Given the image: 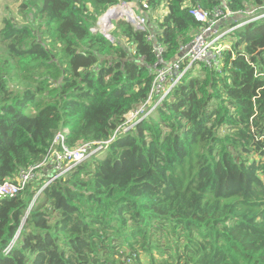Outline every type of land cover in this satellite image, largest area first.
Instances as JSON below:
<instances>
[{
    "label": "trees",
    "instance_id": "1",
    "mask_svg": "<svg viewBox=\"0 0 264 264\" xmlns=\"http://www.w3.org/2000/svg\"><path fill=\"white\" fill-rule=\"evenodd\" d=\"M122 1L166 9L148 28L168 62L201 29L189 8L217 3L21 0L26 25L0 19V183L57 132L68 148L108 140L145 102L158 60L148 33L116 22L112 43L90 31ZM248 3L264 11L228 7ZM224 42L220 72L187 71L155 116L49 183L24 221L44 178L0 197V264H264V15Z\"/></svg>",
    "mask_w": 264,
    "mask_h": 264
},
{
    "label": "built area",
    "instance_id": "2",
    "mask_svg": "<svg viewBox=\"0 0 264 264\" xmlns=\"http://www.w3.org/2000/svg\"><path fill=\"white\" fill-rule=\"evenodd\" d=\"M126 2L122 1L108 7L98 17L97 22L90 28V31L92 33H100L108 41L113 43L115 38L110 29V24L107 21L109 18H112L116 22L121 20L119 21L120 23H129L135 30L148 33L147 38L153 40V48L156 51L158 60L150 67L153 80L147 99L139 108L131 110L124 115L123 122L120 123L114 131L113 136L108 140L87 141L74 148H68L65 143L68 130L65 128L63 131L55 134L51 146L39 162L20 169L13 179H6L0 183V197L17 196L25 189L27 184L44 178L42 185L33 196L26 215L29 213L35 199L49 183L67 173L72 167L85 161L94 152L105 148L119 131L131 129L136 124L134 121L142 112L147 111V116H149L161 101L167 97L174 85L180 81L187 71L193 69L195 66H202L220 72L223 66L222 51L229 48L224 42L225 38L236 27L259 17L257 16L259 15L258 13H248V17L241 18L239 14H246L244 10L232 11L228 7V0H217L216 5L211 10H203L200 7L191 6L189 8V14L196 22L201 24V29L193 36L188 44L182 45L179 48L175 59L168 62L160 57L162 47L159 43L155 42L154 34L148 28L150 17H153L157 11L163 14L166 11L161 8L153 13L147 10L146 14H141L136 12L135 7ZM117 7H125V11L117 12L115 11ZM123 16L124 18H121ZM158 19L160 20V14ZM226 19H229V23L224 25L223 23ZM140 61L143 62L142 59ZM132 123L134 124L130 128L124 130L127 125ZM45 169H48L50 173L45 172ZM19 231L8 244L9 248L17 241Z\"/></svg>",
    "mask_w": 264,
    "mask_h": 264
},
{
    "label": "rangeland",
    "instance_id": "3",
    "mask_svg": "<svg viewBox=\"0 0 264 264\" xmlns=\"http://www.w3.org/2000/svg\"><path fill=\"white\" fill-rule=\"evenodd\" d=\"M126 3H128L129 5L135 7L134 2H126ZM20 4H21V0H0V19H2L3 17H5V18L11 20L12 22H14L15 24L23 23L24 25H26L28 23L29 19H27V17L26 18H22V15L19 13ZM164 10L166 11V9H164ZM136 12H137V10H136ZM244 12L246 14H244V13H240L239 14V16L241 18L248 17L249 16L248 13L249 14L256 13L257 12V8L254 7L253 5H250V3H248L246 5V8L244 9ZM263 13H264V11H263ZM159 14H160V19H161L162 16H163V13L160 12V11H159V13L157 11L155 13V15H153V17H152V20L155 23H156L155 19H158ZM121 18H124V16L121 17ZM114 20L115 19H112V18H109L107 20L108 23L110 24V29L111 30H113L114 29V26H116L117 23H119V21H121V20H118V22L116 23V21H114ZM150 20H151V18H150ZM228 23H229V19H226V20H224V23L223 24L224 25H227ZM124 39H125V37H124ZM227 39H228V37L225 38V40H227ZM228 47H229V45H228ZM195 67H196V69H199L200 66H195ZM13 84H14V88H17L18 90L22 88L16 82H13ZM156 108L151 113L149 112L150 113L149 116L152 117V116H155L156 115V110H157ZM147 115H148V112L147 111L142 112L141 115L139 117H137V119L134 121V123H138L143 117H145ZM134 123L127 125L124 130L130 128ZM99 151H101V150H99ZM99 151H97V152H99ZM94 153H96V152H94ZM141 262L143 264H146V262H147L146 256L141 255Z\"/></svg>",
    "mask_w": 264,
    "mask_h": 264
},
{
    "label": "bare ground",
    "instance_id": "4",
    "mask_svg": "<svg viewBox=\"0 0 264 264\" xmlns=\"http://www.w3.org/2000/svg\"><path fill=\"white\" fill-rule=\"evenodd\" d=\"M124 8H125V7H117V8L115 9V11H117V12H119V11H125Z\"/></svg>",
    "mask_w": 264,
    "mask_h": 264
},
{
    "label": "clouds",
    "instance_id": "5",
    "mask_svg": "<svg viewBox=\"0 0 264 264\" xmlns=\"http://www.w3.org/2000/svg\"><path fill=\"white\" fill-rule=\"evenodd\" d=\"M256 13L259 14V15H257V16H259V17L263 16V15H261V13L264 14L263 11H258V12H256ZM250 22H251V21H250ZM248 23H249V22H248ZM246 24H247V23H246ZM19 233H20V231H19Z\"/></svg>",
    "mask_w": 264,
    "mask_h": 264
},
{
    "label": "water",
    "instance_id": "6",
    "mask_svg": "<svg viewBox=\"0 0 264 264\" xmlns=\"http://www.w3.org/2000/svg\"><path fill=\"white\" fill-rule=\"evenodd\" d=\"M25 218H26V214H25V217H24L23 221L25 220Z\"/></svg>",
    "mask_w": 264,
    "mask_h": 264
}]
</instances>
